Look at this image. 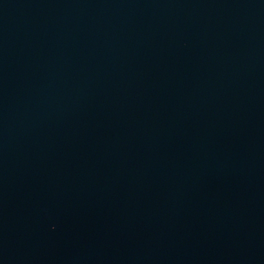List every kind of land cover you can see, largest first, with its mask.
<instances>
[{"label": "water", "instance_id": "1", "mask_svg": "<svg viewBox=\"0 0 264 264\" xmlns=\"http://www.w3.org/2000/svg\"><path fill=\"white\" fill-rule=\"evenodd\" d=\"M0 264H264V0H0Z\"/></svg>", "mask_w": 264, "mask_h": 264}]
</instances>
